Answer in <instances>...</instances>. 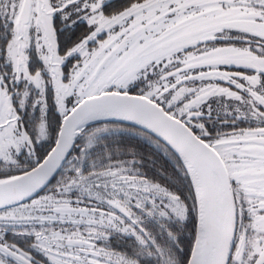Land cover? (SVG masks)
Returning a JSON list of instances; mask_svg holds the SVG:
<instances>
[{
    "label": "snow or ice",
    "instance_id": "1",
    "mask_svg": "<svg viewBox=\"0 0 264 264\" xmlns=\"http://www.w3.org/2000/svg\"><path fill=\"white\" fill-rule=\"evenodd\" d=\"M0 264H264V0H0Z\"/></svg>",
    "mask_w": 264,
    "mask_h": 264
}]
</instances>
